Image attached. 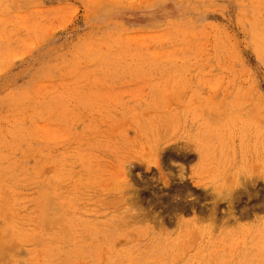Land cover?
I'll list each match as a JSON object with an SVG mask.
<instances>
[{
    "label": "rangeland",
    "instance_id": "374dc122",
    "mask_svg": "<svg viewBox=\"0 0 264 264\" xmlns=\"http://www.w3.org/2000/svg\"><path fill=\"white\" fill-rule=\"evenodd\" d=\"M0 264H264V0H0Z\"/></svg>",
    "mask_w": 264,
    "mask_h": 264
}]
</instances>
